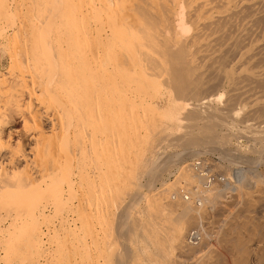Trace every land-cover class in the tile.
I'll list each match as a JSON object with an SVG mask.
<instances>
[{"label": "bare ground", "instance_id": "obj_1", "mask_svg": "<svg viewBox=\"0 0 264 264\" xmlns=\"http://www.w3.org/2000/svg\"><path fill=\"white\" fill-rule=\"evenodd\" d=\"M156 22L165 36L189 31L185 0H0V49L9 56L7 67L0 64V211H5L0 213V227L10 221L6 230L0 229V236H12L10 229L16 226L22 231L27 244L33 245L29 258L19 253L24 256L22 264H50L57 259L63 247L59 241L64 246L65 241L72 242L67 234H62L64 240L54 239L59 230L73 234L72 240L84 248L96 244L93 239L112 222L109 213L118 208V199L124 198L144 160L140 143L157 119L152 100L159 96L162 104L170 96L164 105L168 120L181 122L180 110H171L180 99L163 90L156 73L147 70L154 64L160 72L169 70L170 55L165 59L163 52L167 43L155 44L149 36L144 40ZM16 119L22 122L21 130L15 127ZM180 174L186 182L182 188L193 194L207 191L201 189L204 176L193 163L184 164ZM164 190L156 188L147 197L182 207L178 228L170 237L179 252L175 259L183 261L184 253L200 257L205 250L191 249L183 237L191 212L201 213L204 208L185 206L181 198L174 202L171 192ZM213 192L208 190V200L225 212ZM242 200L239 214L229 224L223 222L227 224L221 232L224 242L235 264H264V222L254 213L264 210V180H256L255 189ZM87 209L95 236L91 231L85 235L90 230L88 221L84 224L90 216ZM51 238L57 240L54 249L48 247ZM0 250L7 252L2 245ZM10 252L3 253L5 257L0 254L4 264L13 256L17 260L18 254L8 260ZM40 253L49 254L37 260Z\"/></svg>", "mask_w": 264, "mask_h": 264}, {"label": "rangeland", "instance_id": "obj_2", "mask_svg": "<svg viewBox=\"0 0 264 264\" xmlns=\"http://www.w3.org/2000/svg\"><path fill=\"white\" fill-rule=\"evenodd\" d=\"M189 3L190 0H185L189 31L173 33L175 39L170 34L165 36L156 22L150 25L152 30H147L144 38L147 40L149 36L155 44L167 43L168 48L163 52L166 51L165 59L166 55H170L167 57L170 59L167 60L168 73L160 72L161 68L155 64L147 70L156 73V79L164 84L163 90H171L174 97L180 99L171 110H180L181 122L170 123L168 120L167 104L164 105L170 96L167 95L162 104L159 96L152 100L155 106L152 105L151 109L156 115V124L150 127L144 142L140 143V148L145 150L144 160L140 162L142 166H137V176L129 186L132 189L126 191L122 200V197L118 199L121 203H118V208H113L114 213H109L112 222L104 225L99 233L101 238L98 235L96 239L95 234L98 233L92 227H95L93 217L89 209L85 210L90 216L85 218L84 224L87 221L91 223L85 224L90 229L84 227L85 231L88 230L85 235L88 237L93 233L91 236H95L93 241L96 240V244L94 241L93 246L84 248L82 243L72 240L73 234L59 230V236L67 234V239L70 237L72 242L69 241L70 246L66 248L68 240L65 241L66 246L64 241H59L63 247L58 258L55 257L50 264H235L234 255L221 232L231 218L239 214L236 212L242 206V199L255 189L256 180H264V0H199L192 6ZM172 45H175L174 48ZM1 51L0 64L5 68L9 64V56ZM151 93L156 94L153 89ZM15 127L22 129L19 119L15 120ZM15 139L17 136H14ZM186 163H193L195 169L203 174L201 189L207 191L193 194L182 188L186 182L180 172ZM193 185L190 184L191 187ZM156 188H167L165 190L171 192L174 202L181 198L185 206L204 208L201 213L191 212L183 237L191 249L201 247L205 250L201 258H190L184 253L183 261L175 259V254L179 252L173 249L170 237L178 228L182 207L165 206L157 198L158 203L155 198L148 201V194L155 192ZM180 188L182 191L176 193L175 189ZM208 190L214 191L216 198L221 200L225 212L218 211L214 201L208 200ZM3 211L0 213L4 215ZM260 212L254 213L260 216V222H264V212ZM50 216L54 217V214ZM223 222L228 223L225 226ZM219 223L222 226L217 234L215 230ZM1 225L0 229L6 230L10 221H3ZM14 228L10 229L13 238L0 236V245L7 252L11 250L8 260L18 254L17 260L13 256L8 264H22L24 259L21 263L20 258H24L23 255L29 258L33 245L27 244L22 231L19 233L18 228ZM193 231L196 237L191 235ZM203 233H207L204 238ZM57 234L53 233L56 238L51 236L57 240L66 239L65 235H62L63 238ZM91 236L88 238L90 241ZM197 238L199 241H194ZM54 242L52 239L53 244H48V247H57ZM187 242L198 247L193 248ZM4 250H0L2 257L3 253H7ZM49 253L38 254L37 260H42ZM1 256L0 264H4Z\"/></svg>", "mask_w": 264, "mask_h": 264}, {"label": "built area", "instance_id": "obj_3", "mask_svg": "<svg viewBox=\"0 0 264 264\" xmlns=\"http://www.w3.org/2000/svg\"><path fill=\"white\" fill-rule=\"evenodd\" d=\"M210 178H211V176H209V180H210ZM214 179H215V178H214ZM214 179H213V180H214ZM193 232H195V231H193ZM193 236H195V237H196V235H193ZM198 239H199V238H197V239H194V241H196V242H197V241H199Z\"/></svg>", "mask_w": 264, "mask_h": 264}]
</instances>
